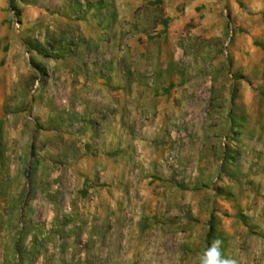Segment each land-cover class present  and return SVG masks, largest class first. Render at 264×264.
Wrapping results in <instances>:
<instances>
[{
    "label": "rangeland",
    "instance_id": "374dc122",
    "mask_svg": "<svg viewBox=\"0 0 264 264\" xmlns=\"http://www.w3.org/2000/svg\"><path fill=\"white\" fill-rule=\"evenodd\" d=\"M264 264V0H0V264Z\"/></svg>",
    "mask_w": 264,
    "mask_h": 264
},
{
    "label": "clouds",
    "instance_id": "9594fccd",
    "mask_svg": "<svg viewBox=\"0 0 264 264\" xmlns=\"http://www.w3.org/2000/svg\"><path fill=\"white\" fill-rule=\"evenodd\" d=\"M222 241L214 239L199 257L198 264H236V261L225 257L221 251Z\"/></svg>",
    "mask_w": 264,
    "mask_h": 264
}]
</instances>
